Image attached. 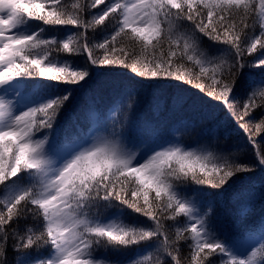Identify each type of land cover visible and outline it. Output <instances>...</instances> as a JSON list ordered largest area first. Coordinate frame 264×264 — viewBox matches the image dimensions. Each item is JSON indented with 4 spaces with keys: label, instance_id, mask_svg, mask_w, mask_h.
I'll list each match as a JSON object with an SVG mask.
<instances>
[{
    "label": "snow or ice",
    "instance_id": "1",
    "mask_svg": "<svg viewBox=\"0 0 264 264\" xmlns=\"http://www.w3.org/2000/svg\"><path fill=\"white\" fill-rule=\"evenodd\" d=\"M99 77L112 78L107 118ZM85 94L61 137L60 117ZM142 97L147 112L134 117ZM256 109L264 0H0V264H264ZM164 112L182 116L171 127L204 125L195 146L149 115ZM222 129L241 143L221 147ZM257 170L261 211L249 222ZM226 193L240 227L217 214ZM124 208L145 219L125 221Z\"/></svg>",
    "mask_w": 264,
    "mask_h": 264
},
{
    "label": "trees",
    "instance_id": "2",
    "mask_svg": "<svg viewBox=\"0 0 264 264\" xmlns=\"http://www.w3.org/2000/svg\"><path fill=\"white\" fill-rule=\"evenodd\" d=\"M99 7H103V5H100ZM72 31H75V29H72ZM100 37L97 36V40H99ZM205 46L211 44L212 42L207 41V38H204ZM214 47H220L223 48L225 46L223 45H215ZM259 51L256 53H253L252 56H258ZM252 56H248L247 53H245V58L248 60L252 59ZM86 58V57H85ZM70 59H74L79 61L80 57H71ZM118 71H126L124 69H119ZM247 71L250 72H258L259 70L256 68H249ZM108 79L107 77H99L96 81V83L93 85V96L95 97V104L98 107L100 113H103L104 117H108V113L106 110L107 105L111 102V99L114 95V90L107 88L106 81ZM89 103L88 96L82 95L77 98V100L73 103V105L68 109V111L60 117V123L58 127V132L60 133L61 137H63L64 134L70 132L72 130V125L75 123L76 117H78L81 113L82 107ZM147 112V102L142 97V102L140 106L136 109L135 113H133V116L136 115H143ZM118 114L112 113V118H115ZM151 118L157 119L159 121H162L166 124H168L171 128L169 131V138L170 139H179L181 142L185 144H192L195 145V142L197 141L198 137H200V133L204 125H197L195 129H187L185 130L182 126L176 125L175 127H171V125L175 124V122L182 118L181 114L179 113H168L164 112L159 117L152 116V114H149ZM261 118H264V114H261L260 109L255 110V122H258ZM230 134L227 135V139H225L226 132L224 129L221 130L219 134V144L221 147L228 145V146H234L241 143V138L236 135L235 132H231L229 130ZM257 140H260V137H257ZM246 143V139L243 141ZM202 143H207V141L202 140ZM249 152L252 151L251 145H248ZM233 150H236L235 148ZM243 158V157H242ZM249 159H252L253 157L249 156ZM261 176L262 174L257 170L255 173L254 179L252 181L253 187H254V198L251 202V205H248L249 207V222L251 220L258 217L260 211H261V204L259 202V189L261 187ZM209 191H219V190H212L209 189ZM243 203V202H241ZM215 208L217 211V214L221 217V219L224 220V222L231 228H237L241 226V219L238 215L239 211L241 210V204L234 203L231 199V194L226 193L223 196L215 197ZM113 210H109V214ZM124 217L123 219L129 223L135 222V221H143L145 218L138 216V214L131 211V209L124 208ZM171 223V222H168ZM175 232V229H171L169 232V235H172ZM137 252V246H130L127 249H123V254L125 257H133L135 256ZM187 248H184L181 252V259H183L185 256H187Z\"/></svg>",
    "mask_w": 264,
    "mask_h": 264
},
{
    "label": "rangeland",
    "instance_id": "3",
    "mask_svg": "<svg viewBox=\"0 0 264 264\" xmlns=\"http://www.w3.org/2000/svg\"><path fill=\"white\" fill-rule=\"evenodd\" d=\"M174 141H176V140H174ZM195 146V145H194Z\"/></svg>",
    "mask_w": 264,
    "mask_h": 264
}]
</instances>
